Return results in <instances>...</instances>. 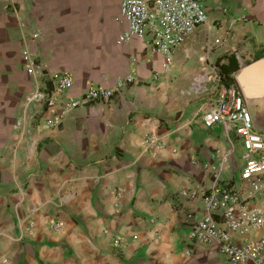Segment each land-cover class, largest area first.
<instances>
[{
    "label": "crops",
    "instance_id": "0c3cea01",
    "mask_svg": "<svg viewBox=\"0 0 264 264\" xmlns=\"http://www.w3.org/2000/svg\"><path fill=\"white\" fill-rule=\"evenodd\" d=\"M121 1L0 0V264H235L188 238L186 213L203 216L217 173L222 184L248 186L240 138L221 124L206 128L202 113L221 64L264 55V0H203L208 22L171 65L150 36L119 40L128 27ZM42 71L71 73V96L127 75L134 81L110 102L38 126L54 112L22 117ZM148 135L165 142L156 154ZM185 189L200 194L186 198Z\"/></svg>",
    "mask_w": 264,
    "mask_h": 264
},
{
    "label": "built area",
    "instance_id": "2783aa9c",
    "mask_svg": "<svg viewBox=\"0 0 264 264\" xmlns=\"http://www.w3.org/2000/svg\"><path fill=\"white\" fill-rule=\"evenodd\" d=\"M120 11L128 27L119 40L126 42L134 37L150 36L152 49L164 55L167 65L173 63L176 48L208 22L203 0H122ZM22 55L29 71L38 74L41 66L29 49H24ZM41 75H44V81L25 97L22 119L36 120L39 113L52 111L54 118L38 123V126L43 123L51 127L62 122L65 115L76 108L94 102H110L118 91L134 81L132 75H127L119 78L112 87L91 86L80 95L71 96L74 83L71 73L42 71ZM215 84L216 96L203 111L202 122L208 129L224 125L240 138L245 159L241 179L248 186L244 189L222 184L220 173L215 174L212 187L203 196V216L195 218L193 212L186 213L190 227L188 238L215 246L219 254L235 264L248 261L261 264L264 262V235L256 237L253 232L264 230V131L257 128L237 83L227 86L218 73ZM35 107L42 111L32 113ZM144 144L156 154L165 142L148 135ZM222 157L224 162L229 160L227 154ZM199 194L198 189L181 191V196L186 198H195ZM53 227L58 229L61 224L57 222ZM113 244L118 248L122 243L116 238Z\"/></svg>",
    "mask_w": 264,
    "mask_h": 264
},
{
    "label": "water",
    "instance_id": "95a60500",
    "mask_svg": "<svg viewBox=\"0 0 264 264\" xmlns=\"http://www.w3.org/2000/svg\"><path fill=\"white\" fill-rule=\"evenodd\" d=\"M234 78L257 128L264 131V55L241 65Z\"/></svg>",
    "mask_w": 264,
    "mask_h": 264
},
{
    "label": "trees",
    "instance_id": "16d2710c",
    "mask_svg": "<svg viewBox=\"0 0 264 264\" xmlns=\"http://www.w3.org/2000/svg\"><path fill=\"white\" fill-rule=\"evenodd\" d=\"M240 68V65L235 62V59L232 57L229 58V63L221 64V76L223 81L227 86H231L236 83L234 78V73Z\"/></svg>",
    "mask_w": 264,
    "mask_h": 264
},
{
    "label": "rangeland",
    "instance_id": "374dc122",
    "mask_svg": "<svg viewBox=\"0 0 264 264\" xmlns=\"http://www.w3.org/2000/svg\"><path fill=\"white\" fill-rule=\"evenodd\" d=\"M241 157H242V155H241ZM243 163H244V160H243ZM228 167H229V166H228ZM228 167H227V168H228ZM229 172H230V173L235 172V173L239 174V173H240V168H239V167H238V168H234L233 165H232L231 168H230V170H229ZM227 174H229V173H227L226 171L223 172V175H224V176H226Z\"/></svg>",
    "mask_w": 264,
    "mask_h": 264
}]
</instances>
